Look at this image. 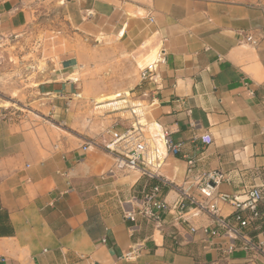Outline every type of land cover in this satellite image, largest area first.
Returning <instances> with one entry per match:
<instances>
[{
  "label": "crops",
  "instance_id": "obj_1",
  "mask_svg": "<svg viewBox=\"0 0 264 264\" xmlns=\"http://www.w3.org/2000/svg\"><path fill=\"white\" fill-rule=\"evenodd\" d=\"M65 8L85 35L150 31L154 71L134 95L161 166L154 178L118 170L111 154L83 151L84 142L46 123H67L85 67L79 50L25 67L47 116L32 126L0 117V264H264V0H65ZM29 20L19 0L0 1V40L20 38ZM118 124L124 131L133 120ZM209 172L222 181L207 199L199 188ZM158 184L168 211L155 221L139 211ZM249 188L263 199L241 238L206 234L217 216L196 206L175 210L184 189L233 221V208L215 197Z\"/></svg>",
  "mask_w": 264,
  "mask_h": 264
},
{
  "label": "rangeland",
  "instance_id": "obj_2",
  "mask_svg": "<svg viewBox=\"0 0 264 264\" xmlns=\"http://www.w3.org/2000/svg\"><path fill=\"white\" fill-rule=\"evenodd\" d=\"M19 1L30 20L20 38L0 40V117L21 125L44 123L47 115L43 105L34 102L25 67H46L72 49L79 50L85 66L79 67L76 76L78 93L66 124L59 125L55 120L46 123L62 126L84 143H99L109 139L107 131L119 128L121 121L132 122L131 111L137 114L140 109L135 106L138 101L134 95L141 90L140 70L155 61L158 52L148 28L128 30L120 38L115 30L85 35L68 19L65 0ZM152 49L156 53H150ZM136 119L139 123L140 117ZM141 123L146 124L143 116Z\"/></svg>",
  "mask_w": 264,
  "mask_h": 264
},
{
  "label": "built area",
  "instance_id": "obj_3",
  "mask_svg": "<svg viewBox=\"0 0 264 264\" xmlns=\"http://www.w3.org/2000/svg\"><path fill=\"white\" fill-rule=\"evenodd\" d=\"M247 42L255 44V41L251 37L246 38ZM154 71L153 64H149L140 70L141 82L149 81L151 74ZM136 113L131 111V117L133 124L129 129L124 131H118L112 129L107 131L109 139L103 138L101 142H88L82 146V150L94 148L102 150L108 154H111L115 159V167L118 170H141L144 175L154 178L157 177V170L160 168V157L157 152L149 150L147 142L145 141L142 131L145 129L144 125L135 123L134 117ZM202 142L208 144L210 138L204 136L201 138ZM163 145L166 152L175 155L178 151V147L174 145L168 135L163 136ZM192 167L193 162H189ZM222 181V177L216 172L205 173L201 176L202 186L199 191L207 198L210 199L213 196L212 184L216 185ZM166 183V181H161ZM216 201L228 204L234 210L233 221L224 219L218 216L219 211L215 201L211 203H198L194 198L188 196L184 189H180V199L175 205V210L179 215L185 211L188 206H196L199 210H205L216 218V227L212 230L206 229L204 232L211 236H217L221 232L228 237L241 238L243 234L241 229L248 226V224L258 217L257 207L262 201L263 195L258 188H249L240 194H217ZM168 211V206L161 198V185H155L148 191L143 193L142 207L139 214L149 220L159 221L160 214ZM125 218L130 222L136 221L135 213H127ZM251 246V245H250Z\"/></svg>",
  "mask_w": 264,
  "mask_h": 264
},
{
  "label": "bare ground",
  "instance_id": "obj_4",
  "mask_svg": "<svg viewBox=\"0 0 264 264\" xmlns=\"http://www.w3.org/2000/svg\"><path fill=\"white\" fill-rule=\"evenodd\" d=\"M123 33H120V35H122ZM111 100H116V97H111ZM139 117L142 119V115L143 113L141 112V108L139 109L138 113Z\"/></svg>",
  "mask_w": 264,
  "mask_h": 264
}]
</instances>
